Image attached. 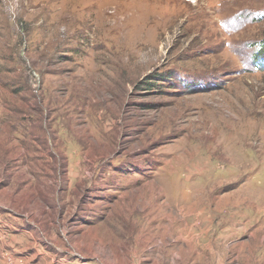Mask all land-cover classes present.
<instances>
[{"label": "rangeland", "instance_id": "1", "mask_svg": "<svg viewBox=\"0 0 264 264\" xmlns=\"http://www.w3.org/2000/svg\"><path fill=\"white\" fill-rule=\"evenodd\" d=\"M168 1L0 0V264H264V0Z\"/></svg>", "mask_w": 264, "mask_h": 264}, {"label": "bare ground", "instance_id": "2", "mask_svg": "<svg viewBox=\"0 0 264 264\" xmlns=\"http://www.w3.org/2000/svg\"><path fill=\"white\" fill-rule=\"evenodd\" d=\"M18 1V0H17ZM24 1V0H23ZM31 1V0H29ZM53 1V0H52ZM102 1V0H101ZM105 1V0H104ZM107 1V0H106ZM102 2L105 9H103L105 12L107 9H112L109 12L111 13L110 16L117 17L116 21H120V24L118 28H115L114 32L118 33L117 31H120L121 33L124 31L129 33L128 35H134V36H143L152 34L155 37H158L161 32V28L171 25L173 21H175V18H178L181 16L179 14L178 10L179 7L177 5H172L168 0H108L111 2ZM174 2V0H171ZM184 1V0H183ZM215 1V0H214ZM224 1V0H222ZM216 2V1H215ZM221 2V1H220ZM58 3V2H57ZM65 3V10H67V16L71 17L74 12L81 11H89V15L92 17L93 14H95V10H99V8H102L100 6V3L98 0H64ZM177 3V2H176ZM185 3V2H184ZM218 3V2H216ZM12 4V3H11ZM186 4V3H185ZM212 4V3H211ZM29 5V4H28ZM220 5V4H219ZM62 6V5H61ZM62 6V7H63ZM72 6V7H70ZM177 6L178 8H176ZM188 6V5H187ZM186 6V7H187ZM6 7V6H5ZM61 7V8H62ZM209 7V5L205 6ZM72 8V9H71ZM189 8V6H188ZM204 9V7H201L200 11V18L209 16V13L211 14V9ZM222 9V8H221ZM217 10V9H216ZM184 11V10H183ZM101 12V11H100ZM101 12V13H102ZM181 12V11H180ZM219 13V12H218ZM222 15V10H221ZM100 14V13H99ZM8 20V14L6 13L4 7H0V16H2ZM11 15V13H10ZM101 15V14H100ZM190 15V14H189ZM35 16V15H34ZM54 16V15H53ZM102 16V15H101ZM104 16V14H103ZM207 16V17H208ZM224 16V15H223ZM111 18V17H109ZM189 21L191 22H197V17L195 15H191L187 17ZM199 18V19H200ZM210 18V17H209ZM224 18V17H223ZM67 19V18H66ZM202 19V18H201ZM207 19V18H206ZM212 19V18H211ZM15 20V19H14ZM71 20V18H70ZM78 20V19H77ZM208 21L210 19H207ZM112 21V20H111ZM7 22V21H6ZM90 22V21H89ZM108 22V21H107ZM190 22V23H191ZM194 22V23H195ZM211 22V21H209ZM76 23V22H75ZM202 23V22H201ZM212 23V22H211ZM215 23V22H214ZM8 24V23H7ZM175 24V23H174ZM199 24V23H198ZM75 25V24H74ZM200 25V24H199ZM202 25V24H201ZM213 24H211L212 26ZM4 26L0 25V27ZM6 27V26H5ZM63 27V26H62ZM88 27V26H87ZM188 27V26H187ZM213 27V26H212ZM36 28V27H35ZM76 28V27H75ZM167 28V27H166ZM183 28V27H182ZM13 31V30H12ZM111 31V30H110ZM199 31H202V26L199 27ZM198 31V35L200 32ZM207 31V30H206ZM212 31V30H211ZM113 32V33H114ZM188 33V31H185ZM115 33V34H116ZM190 33V31H189ZM188 33V34H189ZM192 33V32H191ZM211 33V32H210ZM3 34V33H2ZM186 34V33H185ZM193 34V33H192ZM197 35L196 33H194ZM123 35V34H122ZM212 35V34H211ZM133 37V36H132ZM195 37V36H194ZM193 37V39H195ZM197 37V36H196ZM204 38V37H203ZM192 39V40H193ZM190 40V42L192 41ZM196 42V41H194ZM193 42V43H194ZM208 42V41H207ZM206 42V43H207ZM190 44V43H189ZM188 44V45H189ZM199 44V43H198ZM197 44V46H198ZM212 44V43H211ZM133 45H136V43H133ZM140 45V44H138ZM142 45V44H141ZM192 45V44H191ZM190 45V46H191ZM195 45V44H194ZM129 46V45H128ZM210 46V45H209ZM237 162V161H236ZM257 164V163H256Z\"/></svg>", "mask_w": 264, "mask_h": 264}, {"label": "trees", "instance_id": "3", "mask_svg": "<svg viewBox=\"0 0 264 264\" xmlns=\"http://www.w3.org/2000/svg\"><path fill=\"white\" fill-rule=\"evenodd\" d=\"M259 58L264 59V47H262V50L260 52L258 51L255 54V59H259ZM147 84H151V82H147Z\"/></svg>", "mask_w": 264, "mask_h": 264}]
</instances>
